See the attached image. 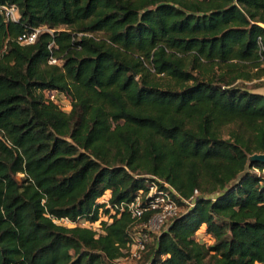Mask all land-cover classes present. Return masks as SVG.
Segmentation results:
<instances>
[{"label": "trees", "instance_id": "trees-1", "mask_svg": "<svg viewBox=\"0 0 264 264\" xmlns=\"http://www.w3.org/2000/svg\"><path fill=\"white\" fill-rule=\"evenodd\" d=\"M0 3L19 11H0V264H115L126 210L101 232L53 218L94 221L99 196L129 198L143 173L200 192L143 264H264V162L249 159L264 152V94L236 82L264 74V0Z\"/></svg>", "mask_w": 264, "mask_h": 264}, {"label": "built area", "instance_id": "built-area-1", "mask_svg": "<svg viewBox=\"0 0 264 264\" xmlns=\"http://www.w3.org/2000/svg\"><path fill=\"white\" fill-rule=\"evenodd\" d=\"M0 11L7 20H18L19 18L18 7L14 3H0ZM42 29L45 27H33L19 35L18 39L21 43H31ZM261 49H264L263 45ZM261 58L264 59L262 56ZM48 61L60 63V59L53 55L49 57ZM57 92L59 91L54 89L44 90L46 97L51 98ZM136 176L142 177L144 184L138 187L129 198L111 203L109 202L110 191L107 190L102 194L104 199L97 201L103 202L104 205L99 208V216L96 220L91 221L82 216H77L74 220L61 217L53 218V221L68 226L80 224L101 232L103 231L102 221L108 223L112 220L113 215L119 216L123 210H126L133 219L130 229L131 240L127 244L128 256L141 258L147 249V243L152 240L153 233L165 229L174 217L193 206L200 192L195 188L192 195L184 197L169 181L160 176L151 173L137 174ZM105 208H109L108 212L105 211ZM95 223L98 224L99 228L92 227V224Z\"/></svg>", "mask_w": 264, "mask_h": 264}, {"label": "rangeland", "instance_id": "rangeland-1", "mask_svg": "<svg viewBox=\"0 0 264 264\" xmlns=\"http://www.w3.org/2000/svg\"><path fill=\"white\" fill-rule=\"evenodd\" d=\"M262 63H263L262 65L264 66V59H263ZM262 79H264V74L260 78H253L251 80L240 78L236 82L241 87L252 89L253 91H257V92L264 94V86L263 85H260V86L255 85V83L262 81ZM45 96H46V94H45ZM47 98L55 101L65 111H68L71 108L70 100H69L68 96L65 95L63 92H57V93H55L53 98H51L49 96H47ZM253 170L256 171L257 173L260 172L259 169L254 168ZM260 173H264V169L261 170ZM16 177L18 180H20L23 177V173H21V172L16 173ZM231 183H234V180H232ZM213 195H215V194H213ZM98 199L99 200L104 199V196L101 195V196H99ZM100 215H101V213H100ZM92 227L96 228V227H98V224L97 223L92 224ZM198 237L201 240L206 241L207 243H211L213 240V238L209 234L204 233V226H202L201 229L198 231ZM114 263L115 264H143V260L140 258L139 259L133 258V257H130L127 255V256H123V257L118 258L116 261H114ZM256 264H258V263H256Z\"/></svg>", "mask_w": 264, "mask_h": 264}, {"label": "water", "instance_id": "water-1", "mask_svg": "<svg viewBox=\"0 0 264 264\" xmlns=\"http://www.w3.org/2000/svg\"><path fill=\"white\" fill-rule=\"evenodd\" d=\"M249 159L264 162V152H254L249 156Z\"/></svg>", "mask_w": 264, "mask_h": 264}]
</instances>
